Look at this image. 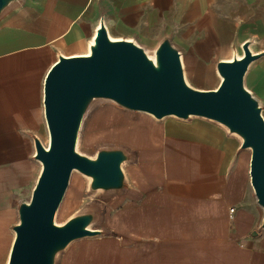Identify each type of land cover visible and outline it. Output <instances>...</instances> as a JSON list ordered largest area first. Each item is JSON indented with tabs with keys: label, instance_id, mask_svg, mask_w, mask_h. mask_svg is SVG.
<instances>
[{
	"label": "crops",
	"instance_id": "1",
	"mask_svg": "<svg viewBox=\"0 0 264 264\" xmlns=\"http://www.w3.org/2000/svg\"><path fill=\"white\" fill-rule=\"evenodd\" d=\"M101 23L145 51L169 38L200 90H215L216 63L240 59L248 42L260 56L244 84L264 119V0H18L0 14V264L27 202L25 153L34 159L33 139L48 136L44 80L59 56L89 55ZM115 111L131 118L125 186L93 202L101 234L70 243L55 264H264V212L240 140L201 118Z\"/></svg>",
	"mask_w": 264,
	"mask_h": 264
},
{
	"label": "water",
	"instance_id": "2",
	"mask_svg": "<svg viewBox=\"0 0 264 264\" xmlns=\"http://www.w3.org/2000/svg\"><path fill=\"white\" fill-rule=\"evenodd\" d=\"M17 1L0 0V14ZM248 46V42L242 46L240 59L216 63L221 81L215 90L186 83L180 54L169 38L158 43L150 58L133 41H112L103 23L89 55L59 56L43 85L48 144L33 139L34 160L41 171L30 200L18 205L7 264H55L70 243L101 234L91 229L93 212L75 215L61 226L55 224L73 172L90 180L91 193L117 192L125 186L122 165L130 156L123 149H100L94 158L76 150L82 121L96 101L144 113L157 121L195 117L221 125L240 140V150L250 152V183L264 212V119L262 108L244 84L249 65L260 55L252 54Z\"/></svg>",
	"mask_w": 264,
	"mask_h": 264
},
{
	"label": "rangeland",
	"instance_id": "3",
	"mask_svg": "<svg viewBox=\"0 0 264 264\" xmlns=\"http://www.w3.org/2000/svg\"><path fill=\"white\" fill-rule=\"evenodd\" d=\"M146 53L150 58L153 57V50L146 51ZM184 79L186 83L191 87L193 84H196V82L191 81V79L187 81L185 73ZM116 107V105L107 101H96L90 107L82 121L78 135L76 150L80 154H83L90 158H94L97 151L100 149H123L122 147L125 143V139L122 132L127 124L126 122L129 121V119L131 120V118L124 117L121 114H117L115 111ZM194 118L195 117H193L192 119ZM42 144L44 146H47L48 136L43 139ZM25 155V160L27 161V165L29 166L27 180L28 194L26 199L28 202L30 200L31 192L40 174L41 165L33 159V150L26 152ZM126 163L122 165V168H125ZM89 182L90 180L88 178L82 176L77 172H73L71 174L67 190L55 215V224L57 226L63 225L75 215L85 212H93L91 210L93 202L98 197L100 198L103 197L104 194H107L101 191H97L95 193L89 192ZM15 222L16 225L18 223V215L15 217ZM12 237L14 240L13 231ZM8 257L9 256L7 255L6 264L8 262Z\"/></svg>",
	"mask_w": 264,
	"mask_h": 264
},
{
	"label": "built area",
	"instance_id": "4",
	"mask_svg": "<svg viewBox=\"0 0 264 264\" xmlns=\"http://www.w3.org/2000/svg\"><path fill=\"white\" fill-rule=\"evenodd\" d=\"M230 212H233V210L231 209Z\"/></svg>",
	"mask_w": 264,
	"mask_h": 264
},
{
	"label": "bare ground",
	"instance_id": "5",
	"mask_svg": "<svg viewBox=\"0 0 264 264\" xmlns=\"http://www.w3.org/2000/svg\"><path fill=\"white\" fill-rule=\"evenodd\" d=\"M186 71V70H185Z\"/></svg>",
	"mask_w": 264,
	"mask_h": 264
}]
</instances>
